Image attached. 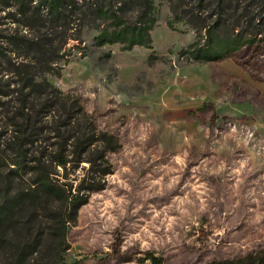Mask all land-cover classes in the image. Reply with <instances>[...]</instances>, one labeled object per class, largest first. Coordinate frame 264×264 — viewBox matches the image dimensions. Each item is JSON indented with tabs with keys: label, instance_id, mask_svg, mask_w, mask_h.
<instances>
[{
	"label": "rangeland",
	"instance_id": "rangeland-1",
	"mask_svg": "<svg viewBox=\"0 0 264 264\" xmlns=\"http://www.w3.org/2000/svg\"><path fill=\"white\" fill-rule=\"evenodd\" d=\"M44 1L0 0V203L29 190L30 162L56 150L58 131L68 137L69 118L85 126L83 110L119 149L104 188L68 228L64 264H152L149 255L162 264H264V0H147L150 47L128 51L97 44L110 21L93 6L51 30ZM94 2L128 24L145 6ZM234 38L229 57L195 59L205 42ZM30 135L17 171L15 147ZM90 169L67 166L73 190L95 178ZM30 215L16 210L0 223V264H19ZM37 215L47 230L50 212ZM47 247L29 249L21 264H47Z\"/></svg>",
	"mask_w": 264,
	"mask_h": 264
},
{
	"label": "trees",
	"instance_id": "trees-1",
	"mask_svg": "<svg viewBox=\"0 0 264 264\" xmlns=\"http://www.w3.org/2000/svg\"><path fill=\"white\" fill-rule=\"evenodd\" d=\"M223 1L217 0L218 7H222ZM31 2L32 0H17L20 7ZM44 2L48 9V18L51 19V30L59 28L67 15L76 16L82 8L88 5L93 6V10L99 17L97 19L110 21L109 26L101 29L96 38L99 46L119 43L124 45L126 51L135 46L150 47V32L156 20L151 12L152 6L147 3V0H144V10L141 11L138 20L132 24L123 23L116 16L113 8L99 6L97 2L92 3L93 0H45ZM24 13L25 11H23ZM238 43V38L207 41L196 50L195 59L204 61L225 59L236 50ZM42 46H46V44L42 43ZM42 51L45 50L42 49ZM79 115H82L87 121L85 126L79 127L78 124L76 125L75 122L71 121L76 119V116L69 118L68 123L64 126V129H68V137L60 136V132L56 131L57 136L54 139L60 137L59 140L62 143L56 144V150L48 153L46 160L40 158L30 162L34 163L35 166L28 172L34 175V181L30 184L29 190L8 196L3 203H0V223L3 224L13 219L16 210L31 209L34 211V215H30L22 224L26 230V235L22 238L23 242H20L19 246L15 248L16 263H26L29 249H36L42 243L47 242V264H64L63 252L67 249L68 228L76 222L78 210L87 204L89 196L101 191L104 188L102 181L111 174V164L108 157L119 149L118 139L113 135L98 132L92 121L86 118L83 110ZM33 143V136L30 135L29 142L20 140L19 144L16 145V154L19 158L13 165L17 171L26 169L24 160L20 158L22 147ZM96 146L100 149L93 152L92 148ZM84 161L90 163V171L95 175V178L89 179L91 181L85 187L79 186L77 190H73L67 182L71 175L70 172L67 173V166L80 164ZM61 170L65 172L64 176L60 175ZM41 206L50 212V216L45 217V221L49 222L47 230L43 227L42 215H37V209ZM35 225H38L39 229L32 238ZM147 259L152 264H162V260L153 255L147 256Z\"/></svg>",
	"mask_w": 264,
	"mask_h": 264
}]
</instances>
